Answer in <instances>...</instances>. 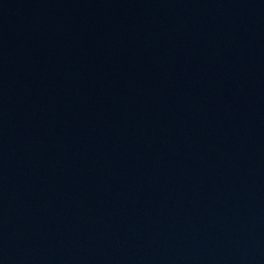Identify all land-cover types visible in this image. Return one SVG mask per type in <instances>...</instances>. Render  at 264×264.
I'll return each mask as SVG.
<instances>
[{
    "label": "water",
    "instance_id": "obj_1",
    "mask_svg": "<svg viewBox=\"0 0 264 264\" xmlns=\"http://www.w3.org/2000/svg\"><path fill=\"white\" fill-rule=\"evenodd\" d=\"M0 264H264V0H0Z\"/></svg>",
    "mask_w": 264,
    "mask_h": 264
}]
</instances>
